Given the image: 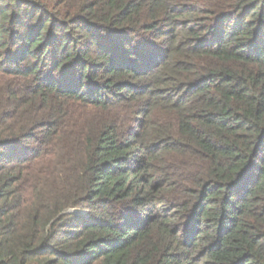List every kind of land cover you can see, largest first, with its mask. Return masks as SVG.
Returning a JSON list of instances; mask_svg holds the SVG:
<instances>
[{"label": "trees", "instance_id": "1", "mask_svg": "<svg viewBox=\"0 0 264 264\" xmlns=\"http://www.w3.org/2000/svg\"><path fill=\"white\" fill-rule=\"evenodd\" d=\"M0 264H264V0H0Z\"/></svg>", "mask_w": 264, "mask_h": 264}, {"label": "rangeland", "instance_id": "2", "mask_svg": "<svg viewBox=\"0 0 264 264\" xmlns=\"http://www.w3.org/2000/svg\"><path fill=\"white\" fill-rule=\"evenodd\" d=\"M79 214H81V215H85V214H83V213H81V212H80Z\"/></svg>", "mask_w": 264, "mask_h": 264}]
</instances>
